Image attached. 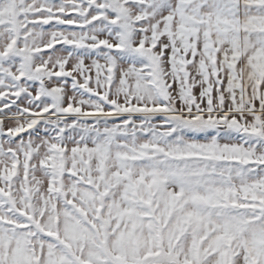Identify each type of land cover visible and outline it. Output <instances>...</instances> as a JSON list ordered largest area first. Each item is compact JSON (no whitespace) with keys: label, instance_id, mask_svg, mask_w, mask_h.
<instances>
[{"label":"snow or ice","instance_id":"snow-or-ice-1","mask_svg":"<svg viewBox=\"0 0 264 264\" xmlns=\"http://www.w3.org/2000/svg\"><path fill=\"white\" fill-rule=\"evenodd\" d=\"M0 264H264V0H0Z\"/></svg>","mask_w":264,"mask_h":264}]
</instances>
